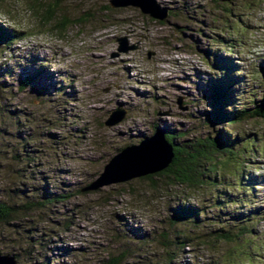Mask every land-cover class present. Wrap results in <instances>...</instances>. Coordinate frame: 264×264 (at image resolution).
<instances>
[{
	"label": "rangeland",
	"instance_id": "374dc122",
	"mask_svg": "<svg viewBox=\"0 0 264 264\" xmlns=\"http://www.w3.org/2000/svg\"><path fill=\"white\" fill-rule=\"evenodd\" d=\"M107 2L0 0V203L15 212L0 223V255L264 264V120H236L264 99V0H155L168 10L161 22ZM121 37L136 50L109 59ZM117 105L125 118L103 127ZM157 127L183 151L206 139L230 143V153L205 166L200 187L137 178L79 192ZM178 206L196 219L177 220Z\"/></svg>",
	"mask_w": 264,
	"mask_h": 264
},
{
	"label": "water",
	"instance_id": "95a60500",
	"mask_svg": "<svg viewBox=\"0 0 264 264\" xmlns=\"http://www.w3.org/2000/svg\"><path fill=\"white\" fill-rule=\"evenodd\" d=\"M111 9L136 8L141 15L152 20L163 21L167 18L168 10L159 7L155 0H108ZM115 52L109 55V59L119 57L136 50V44H128L125 37L117 38ZM152 53H147L149 58ZM179 110L181 99L176 100ZM156 117H167L168 112H157ZM126 116V110L117 105L110 111L103 121L105 128L118 125ZM165 129L157 127L153 133L138 142L137 145L128 146L114 154L103 166L101 173L92 182L80 189V192H92L110 185L125 183L132 179H137L148 174L162 171L170 163L172 154L171 147L164 139ZM0 264H15L14 257L0 255Z\"/></svg>",
	"mask_w": 264,
	"mask_h": 264
},
{
	"label": "trees",
	"instance_id": "16d2710c",
	"mask_svg": "<svg viewBox=\"0 0 264 264\" xmlns=\"http://www.w3.org/2000/svg\"><path fill=\"white\" fill-rule=\"evenodd\" d=\"M109 7V6H108ZM53 15L50 10L44 11V17L41 18L43 23H50ZM60 25L64 24L61 20ZM225 86V85H224ZM227 88V87H226ZM226 91L221 92L216 91L214 93V98L221 100L222 96H225ZM245 114V115H243ZM244 118L251 119H261L264 120V99L260 100L258 103L253 102L251 109H246L239 112L238 118L236 120L243 121ZM231 119L228 116L218 119L219 123H231ZM234 121L233 123H235ZM164 139L167 144L171 147L172 158L170 163L165 169L160 172L148 174L143 177H139L141 181L148 182V184L154 189V184L157 180H163L165 182L164 188H169L172 186H186L189 188L200 187L202 178H204L205 166H210L214 169L216 166V160L219 156L230 153V143L225 144L223 142H216L214 140L202 139L200 142L189 147L187 151L178 146L174 140L176 137L170 135L165 129ZM163 187V186H162ZM160 188V185L156 186V189ZM80 192V190H79ZM87 193V192H80ZM41 206V204H39ZM24 209L29 208V205H23ZM181 209L180 213L177 215L176 219L179 221H193L196 219V212L190 209H186L184 206H178ZM15 215L14 208L8 206L4 203H0V223L8 224L10 218ZM218 238L223 241L230 240L228 234L218 235ZM185 243H179L177 247L182 248ZM169 250V249H168ZM177 250L174 249L173 252L168 251L166 253V258L168 261L172 260L176 256ZM124 261V255L118 254L115 257L108 258L106 264H122Z\"/></svg>",
	"mask_w": 264,
	"mask_h": 264
}]
</instances>
